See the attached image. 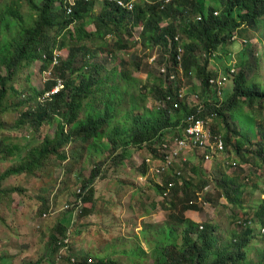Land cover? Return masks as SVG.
<instances>
[{
  "label": "trees",
  "instance_id": "1",
  "mask_svg": "<svg viewBox=\"0 0 264 264\" xmlns=\"http://www.w3.org/2000/svg\"><path fill=\"white\" fill-rule=\"evenodd\" d=\"M26 1L35 12L30 24H26L15 8L8 7L0 14V156L5 159L7 155H16V161L20 157L15 166L0 173L1 198L25 191L1 187V183L13 175L25 173L43 179L50 175L45 167L55 159L56 167H61L66 179L72 173L63 163L77 162L76 158H81L85 150L93 160L109 152L106 162L98 161L74 193L76 202L72 206L75 210L69 209L52 227L49 236L52 251L67 247L70 252L73 248L66 240L76 217L74 212H79L81 218L97 216L92 213L97 179H105L111 171L115 181L126 180L123 172L118 173L123 178L114 177L113 173L135 152L144 154L147 150L139 169L142 177L147 176L141 188L144 191L146 185L152 187L166 211L163 221L153 218L142 221L144 241L157 244L152 255L156 264H245L244 249L254 231L251 220L239 224V228L244 225L243 230L235 232L232 240L221 246L216 225L212 222L201 224L187 212H201L204 204L216 205L222 197L240 206L243 188L259 186L257 182L246 184L245 179L250 177H243L246 170L243 164L249 160L246 149V144L251 143L249 132L256 130L257 125L262 135L261 143L252 152L264 163V90L259 83L247 79L244 71L247 68L243 70L247 58L243 47L248 42H237V39L243 27L256 29L264 24V0H137L134 10L121 7L117 0H104L102 11L97 14V0H78L75 4L70 0H42L41 4ZM183 18L191 19L182 26ZM91 24L96 26L94 31L88 30ZM138 27H142L138 40L130 43L126 37L133 38ZM109 37L113 39L109 41ZM135 44L148 47V50L161 48L162 54L167 56L166 64L159 68L160 78L151 87L159 103L157 108L146 106V93L139 91L136 95L133 92L139 81L127 70L108 72L104 66L89 60L99 57L98 51L112 55V48L125 52ZM65 49H68V56L60 60L58 51ZM150 50L149 64L157 65L158 55L149 54ZM153 56L155 61L150 63ZM130 60L140 68L135 54H130ZM39 61L44 73L52 67L54 77L46 82L44 90H37L29 75L26 78L28 88L21 92L16 87L17 79ZM184 76L200 81L201 94L196 85L185 88ZM221 77L233 84L226 96L225 85L210 84V80ZM59 84L63 88L53 94ZM193 92L200 98L203 95L201 104L190 101L189 95ZM15 96L20 100L9 104V97ZM123 102L127 106L125 112L119 107ZM11 109L20 112V116L9 126L5 115L12 113ZM251 111L261 117L258 124L254 116L250 127L239 119L238 112L251 117ZM208 115L217 116L224 127L213 123L211 128L206 119ZM198 119L205 121L210 143L204 147L198 143L192 151L183 150L169 157L170 146L175 140L186 138L188 127ZM26 127L32 134L27 144L9 141L6 129L19 131ZM47 127L54 132L37 139ZM232 139L236 140L235 152L239 159L224 162L232 169L230 175L223 167H218L223 172L221 176L211 175L205 170V161L226 153ZM38 199L41 217L49 213L51 206L47 197L38 196ZM9 201L14 204L13 199ZM153 204L158 206L155 201ZM136 206L133 204L130 209L135 210ZM255 216L261 222L258 224L261 234L264 205ZM135 246L140 248L138 255L134 246L131 250H115L112 254L107 247L106 251H74L65 259L69 264H148L150 251L142 244V238ZM229 246L233 247L232 251ZM116 254L124 257L120 260ZM2 260L0 256V264Z\"/></svg>",
  "mask_w": 264,
  "mask_h": 264
},
{
  "label": "rangeland",
  "instance_id": "2",
  "mask_svg": "<svg viewBox=\"0 0 264 264\" xmlns=\"http://www.w3.org/2000/svg\"><path fill=\"white\" fill-rule=\"evenodd\" d=\"M36 3L41 4L42 0H34ZM142 2H145L142 1ZM104 0H97V6L95 14L102 11ZM8 7L15 8L20 12L26 24H30L35 18V12L32 11L26 0H0V14ZM191 19V18H190ZM189 18H183L181 25L184 26L190 22ZM263 20V19H262ZM142 27H138L133 34V38L127 35L126 39L132 41L138 40V32ZM96 26L91 24L88 30L94 31ZM238 33L237 42L247 40V44L243 49L246 50L245 66L243 70L246 73L248 80H254L261 89L264 90V24L259 25L256 29L243 27L242 31ZM181 38V36H180ZM113 37H109L108 40H112ZM111 44V43H110ZM138 45V46H137ZM92 49H95L90 45ZM148 47L143 45L135 44L131 49L125 52H118L115 48H112L113 54H107L103 51H98L96 59L90 57L89 60L93 64L102 65L106 68V71L111 72L114 69L127 70L132 77L138 80L135 83L133 92L137 95L139 91L147 94L145 104L148 108H157L159 105L158 100L154 99L151 87L160 78L159 68L161 65L166 64L167 56L165 57L161 48L153 47L150 50L151 55H158L159 62L157 65L149 64ZM96 51V50H95ZM241 51V48H240ZM137 56V61L140 63V68L134 65V62L130 60V54ZM60 60L65 59L68 56V49L64 51H58ZM239 62L240 58L238 57ZM82 62L81 60H79ZM237 61L235 56L234 62ZM82 64L79 65V67ZM42 62H37L34 67L30 70L25 71L21 74L20 78L17 79L16 87L22 92L25 88H28V82L26 78L31 76V84L37 90H44L46 82L50 81L54 75L51 74L52 67L49 72L44 73L42 71ZM78 69V68H77ZM241 70L240 67H238ZM53 73V72H52ZM179 77H182L180 74ZM185 88H191V86H198L197 92L201 94L202 89L200 88V81L197 78H185ZM232 81H227L224 88V96L228 95L233 88ZM48 84V83H47ZM188 92V90H187ZM196 92V91H195ZM189 99L192 103L201 104L203 102V95L201 98L196 96L195 93H190ZM25 97V96H23ZM20 99L15 97H9L8 103L12 104L18 102ZM122 112L127 109L126 103L123 102L119 106ZM12 110V113L5 115L6 120L12 125L20 116V112ZM239 119L247 126L251 127V122L256 116L257 123L259 122L260 114L255 115L253 111L250 112L251 117L248 113L242 114L238 112ZM264 115V110H263ZM212 124H219L224 127L221 120L217 116L212 117L208 115L206 118ZM264 121V119L262 120ZM259 124V123H258ZM232 125H236L232 122ZM16 128L6 129V134L9 136L10 142H20L21 144H27L32 138L31 131L27 129H21L19 131ZM54 132L53 128H46L44 134L36 136L37 139L42 138L45 133L51 134ZM253 133V134H252ZM249 132L250 144H246L249 150L248 162L243 164L246 167L244 176L250 177L245 179L246 184L258 183V187L251 188L250 186L243 188L241 195V204L236 206L230 204L226 198H220L218 204H204L201 212L196 210H190L187 215L193 220L205 224L212 222L216 225V234L219 238L220 245L228 244L232 240L233 234L239 232V224L243 221L251 220V227L254 229L252 237L248 246L244 249L246 257L245 264H264V236L258 233V224L261 223L256 218L255 213L264 205V163L262 160L252 152L256 145L261 143V136L259 126L257 125L256 130ZM27 137V139H24ZM37 141V140H36ZM39 142V141H38ZM104 143L106 139L103 140ZM236 140L232 139V145L226 153L220 154L215 159H208L205 161V170L211 175L219 177L222 175L221 169L223 167L227 174L231 173L232 169L230 165H225V161H236L239 159L235 152ZM72 148V147H68ZM67 148V150H69ZM82 148V147H81ZM251 149V150H250ZM247 150V151H248ZM147 151V150H146ZM145 151V153H147ZM145 153L141 154L139 151L135 152L132 157L123 161L119 169L113 173L114 177H122L121 173H124L126 180L120 179L115 181L111 178V171L106 175L105 179L98 178L95 182L96 198L93 204V212L97 216H86L79 217V212L75 211L76 215L74 223L70 227L68 240L69 246L73 248V251L69 252V248L62 247L56 252L52 251L53 245L49 240L52 227L55 226L58 220L63 218L64 213L69 209L75 210V206H72L75 201L74 193L77 192L81 183L86 180L91 170L98 161L99 163L106 162L109 152L104 153L96 159L89 158L88 152L85 150L81 158H76L77 162H65L63 163L67 170H71L72 174H69L67 178H63V171L61 167H56V160L53 164L49 163L45 167L49 170L47 177L38 179L37 177L30 176L29 174L13 175L1 183V187L4 189L11 188H22L24 192H14L9 195V198H1L0 195V256L3 257L1 264H69L65 257L69 256L72 252L83 253L86 251L96 252L110 250L112 254L115 250L120 252L134 248L138 252L140 248L135 246L142 238V244L150 251L148 264H156L154 255V249L157 244L152 242L148 244L144 241V234L141 231L142 221L141 215L148 217L150 215L153 220L159 222L166 219V211L159 204L160 198L155 193L154 189L148 185L145 186L143 191L142 184L147 180L146 177H142L140 173V164L143 162ZM9 154V153H6ZM25 153H22L24 156ZM80 156V155H79ZM20 157L16 161V155H7L5 159L0 156V173H3L9 168L15 166ZM108 164V163H107ZM230 175V174H228ZM123 178V177H122ZM53 180V181H51ZM214 184L212 185V187ZM211 187V186H210ZM211 187V189H212ZM217 192V191H216ZM215 192V193H216ZM38 196H44L48 199L50 204V211L41 217L38 214V207L41 202ZM147 196L150 199H147ZM14 200V204H11V200ZM157 202L158 206H154L153 202ZM137 205L135 211L129 209L131 205ZM125 205L127 208H122ZM139 212L136 217L135 213ZM143 212V213H141ZM153 213V214H152ZM117 214V218H116ZM124 215L123 218L121 216ZM119 218V219H118ZM264 219V217L262 218ZM136 224V225H135ZM140 231V232H139ZM139 234L137 237L136 234ZM197 237V235H194ZM110 248V249H109ZM85 250V251H84ZM229 250L232 251L233 247L229 246ZM108 252V251H107ZM121 260L124 255L116 254ZM122 260L127 261L122 258ZM73 262V261H72Z\"/></svg>",
  "mask_w": 264,
  "mask_h": 264
},
{
  "label": "built area",
  "instance_id": "3",
  "mask_svg": "<svg viewBox=\"0 0 264 264\" xmlns=\"http://www.w3.org/2000/svg\"><path fill=\"white\" fill-rule=\"evenodd\" d=\"M78 0H70L72 4H75ZM118 4L121 7H126L128 10H134L136 7V1L137 0H130L128 3H126L123 0H117ZM146 1V0H145ZM170 2L171 0H167ZM177 39V38H176ZM181 52V50H179ZM180 60V57L178 58ZM155 61V56L150 58V63ZM162 72H165L164 69H162ZM173 79L174 76H171ZM62 83V81H60ZM227 82L225 77L218 78L217 80H210V84H218V86H224ZM63 88L62 84H59V87L57 86L55 90L53 91V94L58 93ZM188 136L186 138L177 139L174 141V143L170 146L171 148V155L169 157H174L179 155L183 150H190L194 148V146H197L198 143L203 144L202 147H204L206 144H209V133L208 130H206V123L203 119H198L195 124L190 125L187 129ZM222 140L219 139V146L222 148ZM206 158H209L208 155H206ZM260 232L264 234V228L260 229Z\"/></svg>",
  "mask_w": 264,
  "mask_h": 264
},
{
  "label": "crops",
  "instance_id": "4",
  "mask_svg": "<svg viewBox=\"0 0 264 264\" xmlns=\"http://www.w3.org/2000/svg\"><path fill=\"white\" fill-rule=\"evenodd\" d=\"M123 208H127V207H126L125 205H123ZM123 208H121V210H122ZM129 209H130V207H129ZM132 210H133V209H132ZM134 211H135V210H134ZM188 212H189V211H188ZM188 212H187V213H188ZM138 215H139V212H136V213H135V216L137 217ZM117 217H118V216H117V214H116V218H117ZM123 217H124V215H122V216H121V218H123ZM144 218H145L144 216H143V217H141V221H143V220H144ZM146 218H148V219H149V218H151V217H150V215H149V216H148V217H146ZM118 219H119V218H118ZM142 224H143V222H142Z\"/></svg>",
  "mask_w": 264,
  "mask_h": 264
},
{
  "label": "clouds",
  "instance_id": "5",
  "mask_svg": "<svg viewBox=\"0 0 264 264\" xmlns=\"http://www.w3.org/2000/svg\"><path fill=\"white\" fill-rule=\"evenodd\" d=\"M261 235H263V234L261 233Z\"/></svg>",
  "mask_w": 264,
  "mask_h": 264
}]
</instances>
